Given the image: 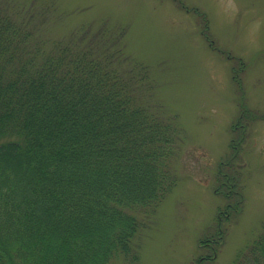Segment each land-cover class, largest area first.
Here are the masks:
<instances>
[{
    "label": "trees",
    "instance_id": "obj_1",
    "mask_svg": "<svg viewBox=\"0 0 264 264\" xmlns=\"http://www.w3.org/2000/svg\"><path fill=\"white\" fill-rule=\"evenodd\" d=\"M38 27L0 0V264H109L176 185L181 128L121 48ZM231 264H264V224Z\"/></svg>",
    "mask_w": 264,
    "mask_h": 264
},
{
    "label": "rangeland",
    "instance_id": "obj_2",
    "mask_svg": "<svg viewBox=\"0 0 264 264\" xmlns=\"http://www.w3.org/2000/svg\"><path fill=\"white\" fill-rule=\"evenodd\" d=\"M11 1L42 37L144 65L139 96L181 128L176 185L109 264H231L264 224V0Z\"/></svg>",
    "mask_w": 264,
    "mask_h": 264
},
{
    "label": "flooded vegetation",
    "instance_id": "obj_3",
    "mask_svg": "<svg viewBox=\"0 0 264 264\" xmlns=\"http://www.w3.org/2000/svg\"><path fill=\"white\" fill-rule=\"evenodd\" d=\"M212 239L211 238H207V241L204 243V245H206L208 247V249H212L213 251H215V248H214V245L211 243ZM202 245V244H201ZM212 257H215V253ZM210 255L209 254H206V255H203L199 258L198 260V264H203L205 263L206 261H208L210 259Z\"/></svg>",
    "mask_w": 264,
    "mask_h": 264
}]
</instances>
